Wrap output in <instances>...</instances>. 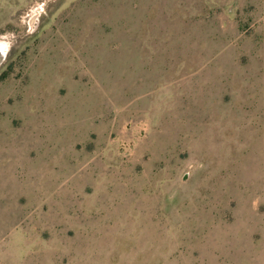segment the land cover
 I'll use <instances>...</instances> for the list:
<instances>
[{
  "label": "rangeland",
  "instance_id": "obj_1",
  "mask_svg": "<svg viewBox=\"0 0 264 264\" xmlns=\"http://www.w3.org/2000/svg\"><path fill=\"white\" fill-rule=\"evenodd\" d=\"M0 264H264V0H0Z\"/></svg>",
  "mask_w": 264,
  "mask_h": 264
},
{
  "label": "water",
  "instance_id": "obj_2",
  "mask_svg": "<svg viewBox=\"0 0 264 264\" xmlns=\"http://www.w3.org/2000/svg\"><path fill=\"white\" fill-rule=\"evenodd\" d=\"M9 50L4 48L2 45H0V69L6 62L7 56H8Z\"/></svg>",
  "mask_w": 264,
  "mask_h": 264
},
{
  "label": "bare ground",
  "instance_id": "obj_3",
  "mask_svg": "<svg viewBox=\"0 0 264 264\" xmlns=\"http://www.w3.org/2000/svg\"><path fill=\"white\" fill-rule=\"evenodd\" d=\"M0 45H2L7 50H9V48H10V43L6 40H0Z\"/></svg>",
  "mask_w": 264,
  "mask_h": 264
}]
</instances>
